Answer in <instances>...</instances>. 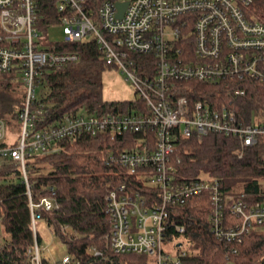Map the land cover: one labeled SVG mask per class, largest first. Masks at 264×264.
I'll use <instances>...</instances> for the list:
<instances>
[{"label":"built area","instance_id":"1","mask_svg":"<svg viewBox=\"0 0 264 264\" xmlns=\"http://www.w3.org/2000/svg\"><path fill=\"white\" fill-rule=\"evenodd\" d=\"M253 1L56 0L64 37L51 41L40 27L39 0H0V72L14 75L25 90L17 140L7 138V125L0 118V164L9 165L12 176L19 172L28 188L35 241L26 264H82L70 254L60 261L45 256V262L47 246L37 240L39 222L43 210L53 211L59 203L52 194L33 200L27 163L29 157L57 151L58 142L80 134L108 133L115 138L140 133L134 146L109 156L143 185L157 188V198L129 190L124 183L108 192L109 242L115 253L147 254L153 257L150 264L180 263L188 253L183 242L170 241L173 252L163 247L172 224L170 210L204 193L211 202L209 220L219 240L241 243L251 229H264V177L257 194L235 193L215 176L180 175L175 160L178 134H236L243 146L264 136L263 124L239 122L226 103L191 104L187 95L174 92L178 81L249 77L264 82V22L248 13ZM119 2H127L122 16ZM89 37L96 40L106 63L121 69L132 82L143 107L105 114L78 112L37 126L43 111L38 96L43 71L80 58L74 50L59 49V43ZM148 62L153 72L143 74L141 64ZM234 90L245 93V88ZM176 229L183 232L184 226ZM93 250L102 254L96 247Z\"/></svg>","mask_w":264,"mask_h":264},{"label":"trees","instance_id":"2","mask_svg":"<svg viewBox=\"0 0 264 264\" xmlns=\"http://www.w3.org/2000/svg\"><path fill=\"white\" fill-rule=\"evenodd\" d=\"M39 5L40 27L45 31L58 22L56 0H39ZM248 11L264 22V0H254ZM58 48L74 50L80 58L43 71L38 91L43 111L36 119L37 126L62 121L66 115L78 112L105 114L143 107L138 99L110 101L103 97L102 72L113 65L106 63L93 37L60 42ZM141 65L143 74L153 72L149 62ZM10 76L14 78L0 72V118L6 125L9 119L21 125L18 113L25 90L19 79L15 78V83L7 78ZM237 87L245 88V93L236 94ZM174 92L187 95L191 104L197 100H207L215 106L226 103L234 109L239 122L264 125V82L249 77L218 82L178 81ZM140 135L126 133L112 138L108 133L80 134L58 142L57 151L27 160L33 200L52 194L59 203L53 211L43 210V222L65 244L66 254L82 264H150L153 260L147 254L115 253L109 242L112 219L106 211V197L111 189L124 183L129 190L158 197L157 188L143 185L109 156L134 146ZM175 142L180 175L215 176L226 190L258 193L264 177V136L249 146H243L236 134L222 133L178 134ZM10 173L9 165L0 164V264H26L35 241L28 188L19 172L15 176ZM210 212L207 193L192 196L170 210L172 224L165 241L176 240L175 245L186 242L188 253L180 263L168 264H264L263 228L251 229L241 243L219 240L212 231ZM176 225H183V232L177 231ZM37 240L45 244L39 230ZM94 247L102 254H95Z\"/></svg>","mask_w":264,"mask_h":264},{"label":"rangeland","instance_id":"3","mask_svg":"<svg viewBox=\"0 0 264 264\" xmlns=\"http://www.w3.org/2000/svg\"><path fill=\"white\" fill-rule=\"evenodd\" d=\"M50 27V26H49ZM45 30L51 41H61L64 37L62 26L58 22ZM7 76V75H6ZM5 77V74H4ZM11 81H15V78L7 77ZM103 82V97L110 101H123V100H135L138 95L132 82L126 79L121 69L116 66L106 67L102 72ZM11 118V117H7ZM21 133V125L13 119L7 121V138L14 140L19 137ZM11 169V168H10ZM39 232L44 237L45 246L47 249L43 251L46 256L54 257L56 260H62L63 256L67 253L65 244L61 239L41 220L39 222ZM187 243H184L186 246ZM165 251L173 252L174 244L170 241H165L163 244Z\"/></svg>","mask_w":264,"mask_h":264},{"label":"water","instance_id":"4","mask_svg":"<svg viewBox=\"0 0 264 264\" xmlns=\"http://www.w3.org/2000/svg\"><path fill=\"white\" fill-rule=\"evenodd\" d=\"M127 5V2H119V16H122L124 10H125V7ZM182 242H179L178 245H181Z\"/></svg>","mask_w":264,"mask_h":264}]
</instances>
